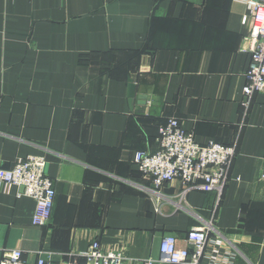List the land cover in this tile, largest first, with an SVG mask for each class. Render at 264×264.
<instances>
[{"label":"crops","instance_id":"crops-1","mask_svg":"<svg viewBox=\"0 0 264 264\" xmlns=\"http://www.w3.org/2000/svg\"><path fill=\"white\" fill-rule=\"evenodd\" d=\"M251 29L246 0H0V168L41 156L55 191L37 227L35 202L0 186V260L83 263L97 242L164 264V237L188 248L212 223L232 264H264V91L243 105ZM170 118L235 148L219 196L155 188L133 163Z\"/></svg>","mask_w":264,"mask_h":264},{"label":"built area","instance_id":"built-area-1","mask_svg":"<svg viewBox=\"0 0 264 264\" xmlns=\"http://www.w3.org/2000/svg\"><path fill=\"white\" fill-rule=\"evenodd\" d=\"M252 29L249 40L250 61L245 73L243 105L247 107L254 94L264 91V0H246ZM158 150L155 153L136 152L133 163L148 176L155 188L174 181L183 185L184 192L198 190L221 194L229 182V169L235 157V148L214 142L200 145L186 133L176 118H170L157 131ZM45 159L28 156L18 159L11 168H0V186L3 190L16 187L19 197L35 202L32 225L46 227L52 217L55 191L45 174ZM188 248H181L172 236L164 237L159 246L160 263L164 264H232L234 254L223 248V236L212 223L193 228L186 234ZM264 246V236L262 239ZM84 262L67 261L59 264H125L120 252L103 251L93 242L83 255ZM150 259L142 264H153ZM0 264H26L19 250L3 252ZM34 264H55L38 258Z\"/></svg>","mask_w":264,"mask_h":264},{"label":"water","instance_id":"water-1","mask_svg":"<svg viewBox=\"0 0 264 264\" xmlns=\"http://www.w3.org/2000/svg\"><path fill=\"white\" fill-rule=\"evenodd\" d=\"M135 94V86L131 79L128 80V96L129 98H133ZM143 100V98H141Z\"/></svg>","mask_w":264,"mask_h":264}]
</instances>
